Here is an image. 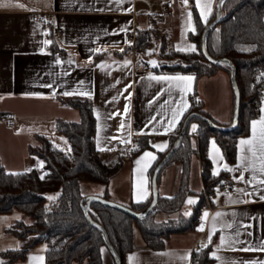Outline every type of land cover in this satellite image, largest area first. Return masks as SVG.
I'll use <instances>...</instances> for the list:
<instances>
[{"label":"crops","instance_id":"obj_1","mask_svg":"<svg viewBox=\"0 0 264 264\" xmlns=\"http://www.w3.org/2000/svg\"><path fill=\"white\" fill-rule=\"evenodd\" d=\"M167 1L123 0V3L118 4L115 0H11L10 6L0 7V162L6 171L18 173L35 170L40 177L45 175L44 164L41 165L43 161L29 152L30 146L38 143V136L46 137L57 149L69 150V144L64 136L55 131V121L61 119L78 122L80 114L77 109L61 104L58 98L90 100L96 126L94 134L96 150L100 152L103 162L108 166H111L118 156L123 158L119 173L111 179L107 189L101 184L83 182L80 186L81 194L84 197H101L107 192L108 199L126 206L151 198L149 171L158 153H165L171 149L172 139L178 135L179 126L188 112L194 92L196 99L202 102L203 110L212 120L222 126L231 124L234 95L230 76L224 70L199 79H195L191 74L178 72L155 73L143 70L142 66L135 63L134 53L127 50L130 40L126 34L131 30L148 27L165 36L169 50L177 51V46L182 43L195 44L188 37L192 32L186 29L187 13H192L189 0L187 5L182 0H171V8H166ZM217 1L211 0V15H208V21L214 13ZM206 2L207 0H202V4ZM17 4L23 7H17ZM193 5L200 18L195 0ZM34 12H40L44 16L53 14L55 26L62 32V36L58 40H53L48 25L31 20ZM200 21L205 24L201 19ZM191 22L195 26L193 14ZM121 29L125 30L120 31ZM49 39L52 44L45 45L43 41ZM56 49L68 56L66 65L56 63L53 56ZM93 49L99 51H90ZM153 57L154 54L152 59L147 58L146 63L149 66H153L150 61L157 62ZM125 62L129 63L125 65ZM66 72L68 75H65ZM176 75L193 76L194 79L179 84L149 79L150 76ZM81 80L85 82L82 89L78 83ZM215 82L218 83L217 95L206 92L205 85ZM262 82V97L258 115L254 119L256 121L264 116V112L261 111L264 108V79ZM49 84L52 87L44 86ZM129 84L132 87L124 91ZM74 89L88 90L91 97L78 94L63 95V92ZM129 92L131 96L126 99ZM113 97L116 99L113 100ZM183 102H186L188 107L180 123L173 132L164 134L163 125L172 117V109ZM126 104L129 108L126 115H113L124 113ZM9 114L14 115L13 127H9L4 120ZM153 117L156 119L153 120ZM121 120L125 121L123 128ZM193 124L198 127L196 122L189 126L192 145L195 143L191 130ZM251 137L250 122L248 134L237 141L236 161L233 164H228L224 157L223 160L219 159L212 148L211 142L215 141L213 137L208 143L207 156L212 164V171L228 172L227 183L236 191L237 189L254 191L249 184L233 179L241 173L247 180L256 177L253 183L264 178L259 171L261 168L259 149L253 157L247 151V145H240L242 139ZM136 140H142L146 147L135 154L132 152L128 158L123 157L118 146L137 144ZM164 142H167V148L163 151L153 147L154 144ZM216 147L220 149L217 143ZM145 151L154 153L155 160L144 157L140 164H137L136 161ZM219 155H222L221 149ZM224 164H227L229 169L238 168L239 171H227L223 168ZM181 175L182 167L177 161H171L163 166L157 181L160 198H170L177 193L181 185ZM186 184L188 195L180 207V212L192 209L185 201L189 197L198 201L204 188L201 163L197 155L191 158ZM192 188H196L197 192ZM144 189L147 190L146 198L140 195ZM209 202L213 212L208 217L202 238V247L211 245L209 251L211 260L208 264H221V260L213 258V253L224 261L234 260L236 264H240V261L264 260V251L240 250L264 240V200H260L258 195L245 197L236 192L234 195H212ZM179 211L171 213L158 211L154 218L156 221L175 218ZM216 213H221L222 216L217 217L215 232L209 241L213 226L211 218ZM16 220L31 222V218L21 212L0 213V264H40L37 259L39 257H43L44 264L45 242L31 247L24 259L7 263V251L15 250L21 245V240L8 231ZM228 223L233 225L231 229L223 227ZM248 225L251 227H247ZM197 229L198 227L186 233L171 234L165 239L163 248L151 249L146 246L137 225H134V247L127 252L125 262L189 264L194 242L201 232ZM237 229L241 233L239 239L245 243L236 244L233 249L219 247L221 234L234 237ZM194 231L199 233L193 236ZM249 232L251 235H247ZM104 260L107 264L105 253Z\"/></svg>","mask_w":264,"mask_h":264},{"label":"trees","instance_id":"obj_2","mask_svg":"<svg viewBox=\"0 0 264 264\" xmlns=\"http://www.w3.org/2000/svg\"><path fill=\"white\" fill-rule=\"evenodd\" d=\"M189 2L196 33H189L188 37L197 45L198 51L193 53L169 50L165 36L156 29L148 27L135 31L134 57L139 59L143 54L148 55L152 40L156 39L161 42L156 55V66H149L143 60L141 62L143 70L155 73L191 74L195 79L210 77L217 71L224 70L231 76L228 65L211 64L201 52L202 32L214 19L216 10L208 23L202 24L193 0ZM220 10V20L208 32L205 47L211 58L228 60L234 67V78L240 94L236 128L228 132L217 131L203 120L192 118L179 147L166 163L171 161L180 163L181 185L174 196L159 197L154 209L147 215L135 217L129 212L96 201L88 202L85 211L83 206L86 198L81 194V184L83 182L97 183L107 189L111 179L119 173L123 158L118 156L113 164L108 166L103 162L100 152L96 150L94 145L96 126L90 100L58 98L61 104L77 109L80 120L78 122L61 119L55 121V131L64 136L69 144L67 152L55 148L44 136H38V143L30 146L29 152L43 161L44 179H41L35 170L8 172L0 162V213L21 212L31 218L29 224L23 220H16L8 228L9 232L21 240V245L15 250L7 251V263L24 259L31 247L45 242L44 264H106L104 254L100 253L102 248L109 252L104 234L87 219L85 212L89 214L91 220L103 228L110 245L120 257L121 264H126V254L134 247V225H137L146 246L151 249L163 248L165 239L171 234L186 233L197 228V214L203 198H198L189 216L179 212L175 218L156 221L154 215L158 211L168 213L179 211L188 195L186 180L193 155H197L200 159L202 183L209 194H213L215 188L221 185L220 180L224 183L229 182L226 171L220 172L215 177L211 175L212 164L207 156L209 140L213 137L226 162L233 164L236 161L237 141L248 134L250 122L258 115L262 97L263 82L257 73L264 71V0H224ZM127 50L131 53V46ZM190 113L204 115L213 124L222 126L203 110L202 102L196 99V92L192 96L186 116ZM184 119L179 126L178 134ZM192 122L198 124V131L194 133L195 148L192 147L189 134V126ZM177 136L172 139L171 147ZM136 143L139 148L134 150L133 154L146 147L142 140H136ZM168 152L169 150L158 153L149 171L150 181L156 165ZM49 195H52L54 199L49 200ZM101 197L108 199L107 192ZM150 199L130 203L127 207L139 213L147 207ZM32 233L35 235H31ZM210 246L207 244V247L203 246L192 252V258L195 259L196 264L210 262ZM111 257L115 264L112 255Z\"/></svg>","mask_w":264,"mask_h":264},{"label":"snow or ice","instance_id":"obj_3","mask_svg":"<svg viewBox=\"0 0 264 264\" xmlns=\"http://www.w3.org/2000/svg\"><path fill=\"white\" fill-rule=\"evenodd\" d=\"M116 3H123V0H115ZM182 2L187 5L188 4V0H182ZM218 3L223 4L224 0H218ZM11 5V0H0V7H7ZM17 7H23V5L21 4H17ZM195 6L196 8L199 10L200 12V19L207 24L208 23V15H211V0H207L206 3L202 4V0H195ZM131 9H126V11H130ZM101 11H103V9H101ZM192 13L188 12L187 13V20H186V29L190 32H192L193 34L196 33V27L192 24ZM125 29H121L120 31H124ZM43 43L45 45H50L52 44V41L46 40L43 41ZM177 51H188V52H197L198 51V47L196 44H184L182 43L181 45L177 46ZM244 51H247V49H243ZM41 51H43V49H41ZM93 52L99 51V49H93L90 50ZM121 51H124V49H121ZM89 62H91V57H89ZM56 63L60 64L61 60L59 57L56 58ZM69 63H71V61H69ZM127 63L129 62H125V65H127ZM150 63L153 64V66H156V62L155 61H150ZM97 67H100V65H97ZM65 75H68V73L66 72ZM261 77H264V72H262ZM149 79H153V80H157V81H169V82H176L177 84L181 83V82H190L194 79L193 76H183V75H176V76H150ZM259 79V77H258ZM119 81H117L118 83ZM79 85L81 86V89L84 86V81L81 80L78 82ZM45 87H52V85H44ZM132 87L131 84L127 85L124 89V91H128V89H130ZM74 94H78V95H83V96H88L89 98L91 97V92L88 90H83L81 91L80 89H74L72 91H65L63 92V95L65 96H71ZM123 94V93H121ZM131 96V93H128V97H126V99H128ZM116 98L113 97V100H115ZM187 103L183 102L180 104H177V106L175 108L172 109V117L166 122L165 125H163L164 127V134H167L169 132H173L176 129V126L180 123V119L181 117H183L184 113L187 111ZM129 111L128 105H125L124 108V113H114L113 115H126ZM262 112H264V108L261 109ZM110 118V117H109ZM153 120H155L156 118L153 117ZM259 124V128H257V125ZM125 125V121L121 120V128H123ZM251 126H252V137L249 139H242L240 141V145H247V151L249 153L252 154L253 157L256 156V152L257 149H259L260 152V159H261V168L259 169L260 173L262 176H264V116L261 117V119L259 121L253 120L251 121ZM191 130L192 133H197L198 128L196 124H193L191 126ZM127 143L128 141H122ZM212 148L215 151V153L219 156L220 160H223V156L219 155L220 153V149L216 147V142L212 141ZM153 147H155L158 151H163L165 148H167V142H164L163 144H154ZM193 148H195V143H193L192 145ZM100 150H104V149H100ZM111 150V149H109ZM130 150H135V148L130 149ZM144 157H150L152 160H155V154L152 152H148L145 151L143 153V156L138 159L136 161L137 164H140L141 160L144 159ZM43 164V162H41V165ZM249 167H251V165H249ZM223 168L227 171H239L238 168L235 169H229L227 164L223 165ZM212 176H218L219 175V171L218 170H213L211 173ZM41 179H44V176H41ZM234 180H239V181H243L246 184H249L250 186L253 187L254 191L253 192H248L246 189H237V192L242 194L245 197H249L252 195H258L260 200H264V178L260 179L257 183H253V181L256 180V177H253L252 180H247L244 175L241 173L238 176L233 177ZM220 184H223L224 181L220 180L219 181ZM146 189H144L140 195L142 198H146L145 193H146ZM218 191V189H217ZM49 200L54 199L53 197H48ZM139 202V201H137ZM243 202H248V201H243ZM186 205L189 206H194L197 204V200L189 197L186 201H185ZM191 209H189L188 211H186L184 213L185 216H189L191 215ZM235 215V214H233ZM222 216L221 213H216L211 219L213 221V226H212V231L209 234V241H211V235L213 232H215V221L217 219V217ZM208 217V213L204 212L201 219H205ZM17 219H19V217H17ZM223 227L231 229L233 227V225L231 223L228 224H224ZM243 227V225H242ZM247 227H251V225H248ZM198 230L203 231V226H201ZM241 233L239 231V229H237L235 231L234 237L233 236H225L224 234H221L220 236V246L219 247H227L229 249H233L234 245L236 244H243L245 243L244 241L240 240ZM247 235H251V233H247ZM204 247H207V245H204ZM241 251H264V240H262L261 242H259L257 245H252L250 247H243L240 249ZM105 252V249H100V253L101 255H103ZM213 258L221 260V264H236V262L234 260L231 261H224L222 260V258L217 257L215 255V253L212 254ZM40 261V264H42L43 261V257H39L37 258ZM240 264H264V260H253V261H240Z\"/></svg>","mask_w":264,"mask_h":264},{"label":"water","instance_id":"obj_4","mask_svg":"<svg viewBox=\"0 0 264 264\" xmlns=\"http://www.w3.org/2000/svg\"><path fill=\"white\" fill-rule=\"evenodd\" d=\"M220 6H221V4L218 3V1H217L216 7H215V10H216L215 17H214V19L211 22H209L205 26V28H204V30L202 32V36H201V42H202L201 43V52H202L203 56L205 57V59L209 63L214 64V65H217V64H220V63H224V64L228 65L230 67V69H231L230 83H231V87H232L233 95H234L233 116H232L231 124L229 126H226V127L217 126V125L213 124L212 121H210L204 115H201V114H198V113H190L184 119L183 124L181 126V129L179 131V134H178V136H177V138H176L173 146L171 147V149L169 150V152L166 154V156L156 165V167H155V169L153 171V174L151 176V181H150V186H151V199H150L149 204L147 205V207L143 211H141L139 213L133 212L126 205H123V204L117 203L115 201H112L110 199L102 198V197H99V196H87V197H85L86 198V203L83 206L84 209H85V211H86V205H87L88 202H90V201H96V202L102 203L104 205H108V206H111V207L118 208L120 210L129 212L132 215H134L135 217H140V216L147 215L148 213H150L154 209V207H155V205L157 203V200L159 198L158 191H157V177H158L161 169L163 168V166L167 163V161L172 157V155L174 154V152L179 147V145L181 143V140H182V136L184 135V132L186 130V127H187L188 123L190 122V120L192 118H199V119L203 120L213 130H217V131L228 132V131H232L233 129L236 128V126L238 124V117H239L240 94H239V90H238V87H237V84H236V81H235V78H234V67L230 64V62L228 60H224V59L219 60V59H213V58H211L208 55V53L206 51V47H205V40H206V36H207L208 32L214 26H216V24L220 20V13H221ZM85 215H86L87 219L91 223H93L94 225H96L103 232L104 237H105V240H106L107 248H108L110 254L113 256V258L115 260V264H121L120 257L117 255V253L114 251V249L110 245V243H109V241L107 239L106 233L103 230V228L100 225H98L96 222H94L93 220H91L90 217H89V214L87 212H85Z\"/></svg>","mask_w":264,"mask_h":264},{"label":"built area","instance_id":"obj_5","mask_svg":"<svg viewBox=\"0 0 264 264\" xmlns=\"http://www.w3.org/2000/svg\"><path fill=\"white\" fill-rule=\"evenodd\" d=\"M171 5H172V1L168 0L166 2V8H171ZM263 15H264V12H263ZM31 20L33 22L43 23V24L48 25L50 28V35H51V38L53 40H58L62 36V32L60 30H58L55 26V17L53 14H47L46 16H44L40 12H34L31 16ZM126 35L130 40V46H131L132 54H133L134 53V44H135V30H131ZM53 56L55 59L57 57H59L62 65H66L68 63V56L66 54H64L59 49H56L53 52ZM261 73H257V74L260 75ZM263 79H264V77H261L262 81H263ZM262 87L263 86H261V88ZM4 120L9 127H13V124H14V115L13 114H9V115L5 116ZM133 148H135V150H136L139 148V145L138 144H129V145L121 144L118 146L119 152L121 153V155L123 157H126V158L131 156L133 150H130V149H133ZM217 189H218V191H217ZM236 192L237 191L234 188H232L228 183H223L220 186L216 187L213 194H209L206 190L203 191V193L201 195V198H203V201H202L201 207H200L198 214H197V223H198L197 227L200 228L201 226H203V231H201L200 234L198 235V237L196 238V240L194 242L193 251L202 247V245H203L202 238L204 235V229L206 228V226L208 224V217L213 212V208L210 206L209 198L215 194H221V195L232 194V195H234V194H236ZM204 212L208 213V217L202 220L201 217H202ZM189 264H196V261H195V259L192 258V255H191V258L189 260Z\"/></svg>","mask_w":264,"mask_h":264},{"label":"rangeland","instance_id":"obj_6","mask_svg":"<svg viewBox=\"0 0 264 264\" xmlns=\"http://www.w3.org/2000/svg\"><path fill=\"white\" fill-rule=\"evenodd\" d=\"M160 41L159 40H152V43H151V45H150V49H149V54L146 56L145 54H143V55H141L140 57H139V59L137 58L136 59V57H134V60H135V63L136 64H139L140 66H141V62L143 61V60H145V61H147L148 59V57L150 58V59H152V55L154 54L155 55V57H153V59L155 58L156 60H157V58H156V55L158 54V52H159V47H160ZM217 90H218V83L217 82H215V83H208V84H206L205 85V91L206 92H210V93H212L213 95H217ZM60 150H62L63 152H67L68 150H64V149H62V148H59ZM193 170V169H192ZM192 190H194V192H197V190H196V188H192ZM205 190V188H203V190H202V192L200 193V196H199V198H201V195H202V193H203V191ZM49 196H52V195H49ZM180 210V209H179ZM188 211V210H187ZM180 212V211H179ZM186 212V210L184 211V212H180L181 214H183L184 215V213ZM179 214V213H178ZM26 223V222H25ZM26 224H29V223H26ZM198 229H199V227H198ZM197 229V230H198ZM200 231V230H199ZM196 233H199L198 231H194L193 233H192V235L194 236ZM31 235H35V233H32ZM105 256H106V261H107V264H113V259H112V257H111V255L109 254V252L107 251V250H105Z\"/></svg>","mask_w":264,"mask_h":264}]
</instances>
